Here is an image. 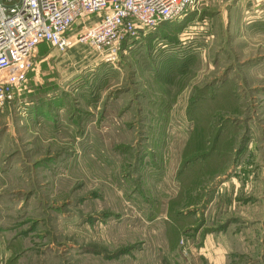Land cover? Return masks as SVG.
<instances>
[{
    "label": "rangeland",
    "instance_id": "1",
    "mask_svg": "<svg viewBox=\"0 0 264 264\" xmlns=\"http://www.w3.org/2000/svg\"><path fill=\"white\" fill-rule=\"evenodd\" d=\"M199 2L113 63L42 50L62 86L0 107V264H264V0Z\"/></svg>",
    "mask_w": 264,
    "mask_h": 264
},
{
    "label": "built area",
    "instance_id": "2",
    "mask_svg": "<svg viewBox=\"0 0 264 264\" xmlns=\"http://www.w3.org/2000/svg\"><path fill=\"white\" fill-rule=\"evenodd\" d=\"M199 1L0 0V107L14 99L40 44L64 53L74 38L113 63L124 42L192 11Z\"/></svg>",
    "mask_w": 264,
    "mask_h": 264
},
{
    "label": "crops",
    "instance_id": "3",
    "mask_svg": "<svg viewBox=\"0 0 264 264\" xmlns=\"http://www.w3.org/2000/svg\"><path fill=\"white\" fill-rule=\"evenodd\" d=\"M146 36L147 35L142 36V37L145 38ZM131 42L133 43L134 41H131ZM131 42L130 43H125L124 42L122 46L123 47L127 46L128 48H130L131 47V44H132ZM45 44L47 46H44ZM48 46L49 45L47 43H43V44H40L38 46L37 54H36V56H34V59L32 61V67L35 68V70L31 71V73L33 72L32 73L33 75H28L29 74L28 72L30 71V69H29V71H27V73L25 75L24 80L22 81V83H20L21 86L19 85V87L17 89V94L18 95H21L20 98L19 97L18 98L21 99L23 97L22 100L20 101V103H24L26 105H29L35 111H37L36 110L37 109L36 106L39 107L38 106L39 103L42 104L45 100H48L49 99V97H47V96H50V95L52 96V94H54V92L48 94V92H46V90L49 89L50 87H53L54 89L55 88L58 89L59 86L61 85V83H63V81H64V80H61V79L62 78H65V76H67V75H59V78L60 79L59 78L57 79V77L55 75H47L48 72H46L45 70H43V72L40 71V70H38L40 68L39 66L41 65V63L43 64L42 66H45V65H49L50 64L47 61V58H46L47 57L46 56L47 54L42 51V50H44ZM76 81H74V82H76ZM80 82L81 83L84 82V84L86 83L84 80H79L78 83H80ZM88 88H89V86H88ZM67 90H68L67 92L70 93L72 89L69 88ZM34 91H43L44 94H41L40 95V100L38 98H35V100H34V98H32L31 93L34 92ZM29 96H30V99H27V97H29ZM58 96L59 95H57L56 98H58ZM68 96H69V94H68ZM44 112H45V109H44ZM44 112L41 111L39 113H44Z\"/></svg>",
    "mask_w": 264,
    "mask_h": 264
},
{
    "label": "trees",
    "instance_id": "4",
    "mask_svg": "<svg viewBox=\"0 0 264 264\" xmlns=\"http://www.w3.org/2000/svg\"><path fill=\"white\" fill-rule=\"evenodd\" d=\"M167 22H169V21L163 22L162 25L167 23ZM157 27H159V26H157ZM222 107H224V106L219 105L215 109L206 108L204 115L202 117L200 116L199 122H198V124H196L197 127H195L194 130L191 132V138H192L191 141L192 142H189V144H187L188 146H191V148H192L196 145L197 147H199L200 150H204L203 152H206V153L209 152L208 149H210V147L212 146V142H211V145H209V147H207V140H209L212 137V135H214L213 131L210 130V126H211L210 123L215 124L219 120L220 115H221L220 110L222 109ZM194 120L196 122V119H194ZM196 139H197V141H196ZM201 146H203V147H201ZM223 146H224L223 140L219 139L218 142L215 141V149L213 151L214 156L212 155V153L208 154L207 157L204 159L203 164L204 165H207V164L210 165V162L212 161L213 157L215 158V160L218 163V161H219V159H217L218 154L223 153L222 151H220ZM204 147H206L207 149L206 148L204 149Z\"/></svg>",
    "mask_w": 264,
    "mask_h": 264
}]
</instances>
